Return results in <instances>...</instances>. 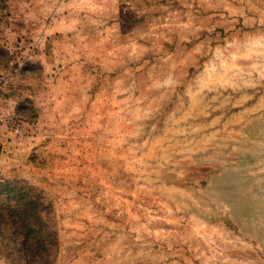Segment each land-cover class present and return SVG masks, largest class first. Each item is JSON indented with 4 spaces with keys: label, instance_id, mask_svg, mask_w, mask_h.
Listing matches in <instances>:
<instances>
[{
    "label": "rangeland",
    "instance_id": "1",
    "mask_svg": "<svg viewBox=\"0 0 264 264\" xmlns=\"http://www.w3.org/2000/svg\"><path fill=\"white\" fill-rule=\"evenodd\" d=\"M0 180V264H264V0H0Z\"/></svg>",
    "mask_w": 264,
    "mask_h": 264
},
{
    "label": "trees",
    "instance_id": "2",
    "mask_svg": "<svg viewBox=\"0 0 264 264\" xmlns=\"http://www.w3.org/2000/svg\"><path fill=\"white\" fill-rule=\"evenodd\" d=\"M41 211L30 189L10 180H0V233L10 234L27 247L45 246L39 227ZM31 245V246H30Z\"/></svg>",
    "mask_w": 264,
    "mask_h": 264
}]
</instances>
